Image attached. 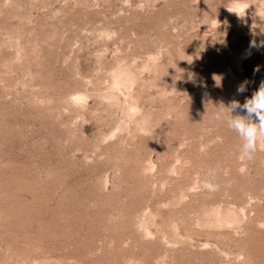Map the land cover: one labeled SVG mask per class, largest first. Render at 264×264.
Instances as JSON below:
<instances>
[{
  "label": "rangeland",
  "instance_id": "1",
  "mask_svg": "<svg viewBox=\"0 0 264 264\" xmlns=\"http://www.w3.org/2000/svg\"><path fill=\"white\" fill-rule=\"evenodd\" d=\"M262 42L264 0H0V264H264V139L213 119Z\"/></svg>",
  "mask_w": 264,
  "mask_h": 264
},
{
  "label": "clouds",
  "instance_id": "2",
  "mask_svg": "<svg viewBox=\"0 0 264 264\" xmlns=\"http://www.w3.org/2000/svg\"><path fill=\"white\" fill-rule=\"evenodd\" d=\"M251 46L256 47L257 45L253 43ZM261 46H264V42ZM255 71H259V68ZM247 83L244 81L238 85V95L247 91ZM223 106L213 114V119L224 123L228 129L238 135L242 141L241 159L252 160L258 150V143L264 139V81L260 83L259 89L252 94L251 98L246 99L243 104L234 99L227 106ZM241 113L244 114L241 115ZM202 187L212 192L217 190V185L212 179H206Z\"/></svg>",
  "mask_w": 264,
  "mask_h": 264
}]
</instances>
